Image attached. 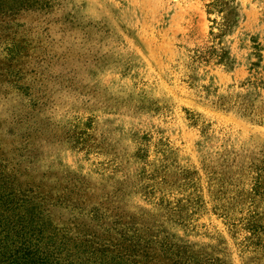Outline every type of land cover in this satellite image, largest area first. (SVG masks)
Listing matches in <instances>:
<instances>
[{
    "label": "rangeland",
    "instance_id": "374dc122",
    "mask_svg": "<svg viewBox=\"0 0 264 264\" xmlns=\"http://www.w3.org/2000/svg\"><path fill=\"white\" fill-rule=\"evenodd\" d=\"M15 223L53 264H264V0H0V264Z\"/></svg>",
    "mask_w": 264,
    "mask_h": 264
},
{
    "label": "trees",
    "instance_id": "16d2710c",
    "mask_svg": "<svg viewBox=\"0 0 264 264\" xmlns=\"http://www.w3.org/2000/svg\"><path fill=\"white\" fill-rule=\"evenodd\" d=\"M12 234V235H11ZM10 241L13 243L11 262L12 264H53L51 254L46 253L49 248L41 246V236H35L31 231L15 223L12 228Z\"/></svg>",
    "mask_w": 264,
    "mask_h": 264
}]
</instances>
